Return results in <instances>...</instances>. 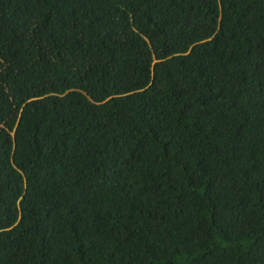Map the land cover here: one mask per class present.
<instances>
[{
  "label": "trees",
  "instance_id": "obj_1",
  "mask_svg": "<svg viewBox=\"0 0 264 264\" xmlns=\"http://www.w3.org/2000/svg\"><path fill=\"white\" fill-rule=\"evenodd\" d=\"M0 264H264V0H0Z\"/></svg>",
  "mask_w": 264,
  "mask_h": 264
}]
</instances>
